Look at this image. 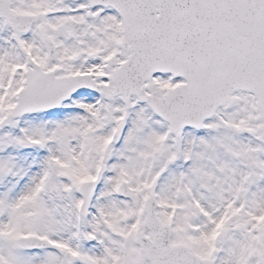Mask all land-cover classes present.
I'll list each match as a JSON object with an SVG mask.
<instances>
[{
    "label": "snow or ice",
    "instance_id": "obj_1",
    "mask_svg": "<svg viewBox=\"0 0 264 264\" xmlns=\"http://www.w3.org/2000/svg\"><path fill=\"white\" fill-rule=\"evenodd\" d=\"M0 264H264V0H0Z\"/></svg>",
    "mask_w": 264,
    "mask_h": 264
}]
</instances>
